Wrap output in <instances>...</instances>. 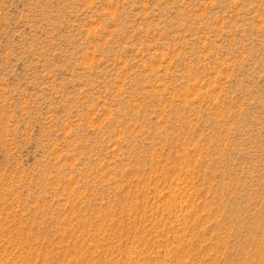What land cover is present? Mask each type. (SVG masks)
<instances>
[{
  "label": "rangeland",
  "instance_id": "rangeland-1",
  "mask_svg": "<svg viewBox=\"0 0 264 264\" xmlns=\"http://www.w3.org/2000/svg\"><path fill=\"white\" fill-rule=\"evenodd\" d=\"M256 262L264 0H0V264Z\"/></svg>",
  "mask_w": 264,
  "mask_h": 264
},
{
  "label": "bare ground",
  "instance_id": "bare-ground-1",
  "mask_svg": "<svg viewBox=\"0 0 264 264\" xmlns=\"http://www.w3.org/2000/svg\"><path fill=\"white\" fill-rule=\"evenodd\" d=\"M184 212V211H183ZM191 218V217H190ZM182 223V222H181ZM159 231V230H158ZM166 232V231H165ZM188 235V234H187ZM3 237V236H2ZM177 244V243H176ZM177 248V247H176ZM175 252V251H174ZM177 252V251H176ZM166 256V255H165ZM263 261V260H262ZM257 263V262H256ZM258 264V263H257Z\"/></svg>",
  "mask_w": 264,
  "mask_h": 264
}]
</instances>
